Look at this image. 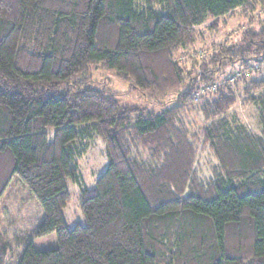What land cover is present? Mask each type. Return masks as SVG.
Instances as JSON below:
<instances>
[{
  "label": "trees",
  "instance_id": "obj_1",
  "mask_svg": "<svg viewBox=\"0 0 264 264\" xmlns=\"http://www.w3.org/2000/svg\"><path fill=\"white\" fill-rule=\"evenodd\" d=\"M94 67L175 98L143 113L93 87ZM13 177L44 213L34 237L57 241L18 264H264V0H0V199ZM69 184L84 219L71 229Z\"/></svg>",
  "mask_w": 264,
  "mask_h": 264
},
{
  "label": "rangeland",
  "instance_id": "obj_2",
  "mask_svg": "<svg viewBox=\"0 0 264 264\" xmlns=\"http://www.w3.org/2000/svg\"><path fill=\"white\" fill-rule=\"evenodd\" d=\"M225 21H227L225 29L222 27L223 22H220L219 30L221 32H215L210 36H213L216 40L219 36H221L222 39L226 37V35L234 33L239 24H245L244 21L238 20L236 17ZM198 30L203 33V37L207 38L208 34L206 32V26H202ZM196 50L197 51L195 52L184 54L179 58L180 62L189 57L201 59L206 57L208 54V49L204 48V46L201 48L196 47ZM255 65L256 64L251 61L247 64V68L237 69L238 67H233L231 69H227L223 78L226 82L232 84L242 75L248 74ZM91 72L92 76L90 79L93 87L99 89L102 88L112 94L121 95L118 97L121 104L136 105L138 107L137 109H140L139 111L143 110V113H145L148 106V111H153L158 114L166 108V104H170L175 98V95H170L169 97L163 99L144 98L138 93L131 92L128 89V85L117 78L112 72H105L98 67L92 68ZM232 76H234V80L229 82ZM186 89H188L187 84L183 87V90ZM199 96L200 95L196 92L194 97L195 103L198 102ZM237 111L241 117H246V112L244 109H241V106L238 107ZM101 148V143H96L93 148L92 160L85 167L84 179L88 187L93 186L94 180L106 168V161L101 154ZM69 192L71 194V200L67 207L63 210V216L68 229H71L76 223L83 224L84 219L76 199L77 189L74 184H69ZM6 198L14 199L16 200V203H10V208H7V212L5 214ZM43 217L44 213L41 207L37 204L36 200L20 183L17 177H13L0 203V236L3 237V240L8 247L6 264H18V260L28 243H32L33 247L40 251L56 249L57 241L55 234H50L40 238L34 237V233L38 225L42 222ZM1 221H3V223H1Z\"/></svg>",
  "mask_w": 264,
  "mask_h": 264
},
{
  "label": "crops",
  "instance_id": "obj_3",
  "mask_svg": "<svg viewBox=\"0 0 264 264\" xmlns=\"http://www.w3.org/2000/svg\"><path fill=\"white\" fill-rule=\"evenodd\" d=\"M2 199H3V197L0 199V203H1V201H2ZM13 202V204L14 203H16V200H14V199H9V198H6V203H5V214H6V212H7V208L9 209L10 208V203H12ZM4 220V219H3ZM1 223H3V221H1Z\"/></svg>",
  "mask_w": 264,
  "mask_h": 264
},
{
  "label": "built area",
  "instance_id": "obj_4",
  "mask_svg": "<svg viewBox=\"0 0 264 264\" xmlns=\"http://www.w3.org/2000/svg\"><path fill=\"white\" fill-rule=\"evenodd\" d=\"M233 80H234V76H232V77L230 78L229 82H230V81H233Z\"/></svg>",
  "mask_w": 264,
  "mask_h": 264
}]
</instances>
